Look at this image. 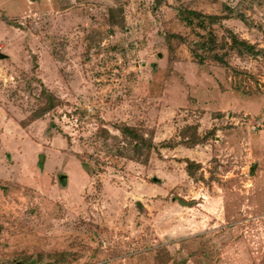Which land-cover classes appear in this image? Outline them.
Segmentation results:
<instances>
[{"label": "rangeland", "instance_id": "1", "mask_svg": "<svg viewBox=\"0 0 264 264\" xmlns=\"http://www.w3.org/2000/svg\"><path fill=\"white\" fill-rule=\"evenodd\" d=\"M0 53V264H264V0H0Z\"/></svg>", "mask_w": 264, "mask_h": 264}, {"label": "trees", "instance_id": "2", "mask_svg": "<svg viewBox=\"0 0 264 264\" xmlns=\"http://www.w3.org/2000/svg\"><path fill=\"white\" fill-rule=\"evenodd\" d=\"M156 2V6L159 7L161 5V0H154ZM186 9L181 10L178 13L179 18L185 22V24L187 25H191L192 22L190 20L189 17H186ZM226 18V17H223ZM3 21L5 23H7V19L3 18ZM229 34L231 36V41H232V45L233 47H235L240 53H246V54H250L253 56H256L257 54L260 53V49H257L256 46L254 44H251L249 42H247L246 40L243 39H238L231 31H229ZM177 36L176 34H171L168 35V38H173ZM209 40L211 42H214V39L212 40L211 37L209 38ZM209 41V42H210ZM207 44V43H206ZM201 43H197V45L195 46L196 49L192 50L193 51V56H195L197 59V63L198 64H202L203 63V57H201L200 55H198L197 49L201 48ZM216 60L218 62H220V64L222 65H226L227 63L225 61H223L221 56L216 55ZM49 100H47V103L49 104V108H53L54 106V98L51 97V95L48 96ZM31 115V117H29L28 119H26L27 122H32L33 120H35L36 118L41 117L42 115H38V116H34ZM193 127H188L186 129H184L183 131H181L180 135H181V139L178 142H174V143H170L169 145L167 144H162L161 146H169V147H174L175 144H181L185 147H194L196 144H204L206 143L209 139L214 138V132H205L203 134H199L197 132L196 127L194 128V131L191 133V129ZM190 130V134H188V132H186L187 130ZM120 133L123 137H125V139H127L130 143L133 142V147L134 149L137 150V152H143V154H146L148 156V154L150 153V151L154 148V144L152 141V137L148 136V137H144L143 133H140L139 130L136 127H132L130 125H122V127L120 128ZM188 134V135H186ZM186 162V171L187 174L189 175V177L193 178V179H198L200 177L197 178V174H196V170L198 168L197 163H195L194 161H191L189 159H185Z\"/></svg>", "mask_w": 264, "mask_h": 264}, {"label": "crops", "instance_id": "3", "mask_svg": "<svg viewBox=\"0 0 264 264\" xmlns=\"http://www.w3.org/2000/svg\"><path fill=\"white\" fill-rule=\"evenodd\" d=\"M263 121V120H262ZM262 121H260V122H262ZM215 138V137H214ZM216 140H217V138H216ZM203 145H205V144H203ZM185 147V146H184ZM186 149H193V148H190V147H185ZM186 159H188V158H186ZM189 160H191V161H194V162H196L195 160H193V159H189ZM197 163V162H196ZM198 164V163H197Z\"/></svg>", "mask_w": 264, "mask_h": 264}, {"label": "water", "instance_id": "4", "mask_svg": "<svg viewBox=\"0 0 264 264\" xmlns=\"http://www.w3.org/2000/svg\"><path fill=\"white\" fill-rule=\"evenodd\" d=\"M3 58H5V55H3L2 53H0V59H3ZM16 264H21V263H16Z\"/></svg>", "mask_w": 264, "mask_h": 264}]
</instances>
